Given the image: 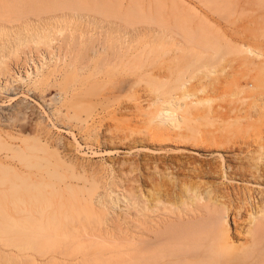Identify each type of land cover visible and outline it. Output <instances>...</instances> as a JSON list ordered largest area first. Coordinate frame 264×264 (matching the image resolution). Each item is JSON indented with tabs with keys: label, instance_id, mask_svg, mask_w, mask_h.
Masks as SVG:
<instances>
[{
	"label": "rangeland",
	"instance_id": "obj_1",
	"mask_svg": "<svg viewBox=\"0 0 264 264\" xmlns=\"http://www.w3.org/2000/svg\"><path fill=\"white\" fill-rule=\"evenodd\" d=\"M95 1L84 0L87 4L91 2L90 6L93 8L98 6V1L97 4ZM162 1L166 4L171 0ZM179 1L193 7L202 16V20L211 26V30L217 36L216 41L224 43L226 39L228 40L226 46L231 56L225 55L222 60H218L219 66L222 64L220 68L227 67L222 73L215 75L216 80L212 84H206L203 96L198 93L196 85L197 76L194 69L196 65L189 64L187 70L176 74L177 65L184 67V64L188 63L186 59L181 64L173 61L176 52L169 50L172 45L163 39L154 38L146 31L135 30L125 39L133 48L143 50V56L140 58L147 61L146 69L149 71L147 79L150 74L159 79L137 81L140 72L133 73L129 71V67L126 71L125 61L123 64L126 66L121 67L120 62V68L117 65L116 68H106L107 70H103L105 72H100L99 68L103 63L101 61L100 64L98 61L103 59V55L101 59L98 56L99 58L90 60L92 68L95 67V71L96 68L99 70L97 73L92 69L89 74L85 73L87 77H83L79 72L73 75L70 68L66 66V69L64 68L61 60L63 63L70 61L69 56H72L77 65L85 62L82 58L91 47V43H87L88 48L82 43L78 47L75 45L80 41L84 42L86 38H99L100 41H106L105 47L111 48L115 42L113 40L119 37L118 33L109 32L114 25L105 21L117 23L118 19L104 18L101 23L98 21L100 15L88 12L89 14H82V18L70 19L68 24L54 22L57 18L49 20L42 18L40 21L37 20L35 25L29 24L28 29L27 25H24L26 20L23 17L21 20L14 18L17 11L13 8L15 4L8 0H0V27L7 31V34L4 32L2 39L0 38V45H4V50L0 47V55L4 56V59H1L7 69L1 65L3 73L0 74V134L12 139L37 136L48 146L49 151L55 150L73 171L85 174L92 181L97 180L102 199L109 207L113 206L111 201L117 200L118 190L120 192V188L124 187L131 194L137 191L139 196L141 189L143 195L147 192L169 193L178 206L179 201L185 199L183 194H191L203 180L223 190V185L226 187V184H229L222 179L218 169L223 160L225 164L237 169L238 175H248V170L257 167L264 171V88H259V93L263 89L259 98H252L249 93L250 83L255 84L253 78L264 80V0H211V3L221 10L224 9V14L208 10L199 0ZM52 13L57 12L50 14ZM119 25L120 28H124L122 24ZM181 31L178 32L183 34L182 28ZM33 32L35 34L50 32L49 38L44 37L42 40L47 38L46 42L50 39L51 43L50 40L48 44L45 41V43L41 41L43 44L29 41L16 43L13 40L22 36L32 38ZM62 42H67L68 47H73L68 48L66 45L63 49L59 48ZM14 43L16 44L13 45ZM64 48L67 54L63 51ZM17 49L20 51L16 52ZM55 63L57 66L61 63L62 67L60 65L59 67L65 70L59 68L60 70L50 74L44 83L33 82L46 68L54 66ZM90 67L87 66L91 69ZM173 67V77L177 75L179 78L168 83L165 78H172L168 72ZM91 72L95 74L91 75ZM99 72L104 73V76L109 75L104 78ZM182 81H185L187 91L196 97L179 99L180 102L188 106L200 97L209 98L210 102L204 105L192 103L186 115V122L181 123L180 128L168 127L171 122L158 113L163 109L162 101L172 96L183 97L179 85ZM203 81L207 82V79L204 78ZM54 96H60L61 99L55 106ZM201 108H205V115L202 118ZM182 114L180 110L177 113L179 116ZM63 115H70V118ZM207 134L221 141L212 145L205 143L201 138ZM224 137L225 142L222 141ZM127 148H131L132 152L127 154L128 156L120 153ZM220 156L223 158L221 161ZM200 162L211 165L214 170L218 169L217 173L206 174L213 175V178L200 180L195 177ZM154 177L157 182L154 181L159 183V186L156 184V188L153 185ZM195 180H199V183L197 184ZM118 185L120 187H117ZM138 186L141 188L138 189ZM110 193L114 196L112 197ZM143 195L139 198L143 199ZM226 221L232 226L230 214ZM7 238L8 235L0 236V264H114L112 247L100 240L96 242L98 248L89 250L90 252L85 255L76 251L77 240L65 239L55 243L54 247L47 245L45 250H40L39 247H35L36 245L34 249L31 245L23 248L20 242L9 243Z\"/></svg>",
	"mask_w": 264,
	"mask_h": 264
},
{
	"label": "bare ground",
	"instance_id": "obj_2",
	"mask_svg": "<svg viewBox=\"0 0 264 264\" xmlns=\"http://www.w3.org/2000/svg\"><path fill=\"white\" fill-rule=\"evenodd\" d=\"M8 1L15 4L13 8H16L15 10L17 11L14 18L21 20L20 18L23 17L26 20L24 25H27V27L29 24L35 25L37 20L40 21L42 18L48 20L57 18L52 21L56 23L58 21L60 23L67 22L68 24L70 19L75 17L82 18L88 12L100 15L101 17L98 18V21L101 23L104 18L105 20L111 17H114L115 20L116 18L119 19L114 5L105 0H100V4L98 1V6L95 5L97 6L96 8L90 6L92 5L91 2L88 5L84 0ZM96 1L95 3L97 4ZM92 2L94 3V1ZM51 12L57 13L50 14ZM217 13L223 12L218 11ZM33 16L35 18H32ZM123 21L126 20L124 19ZM105 22L114 25L109 32L118 33L119 39L116 36L117 40L113 41L119 43L116 45L112 44L111 49L107 46L105 47L104 43L106 41H100L99 38H86L84 42L79 40L80 43L78 42L75 45L77 47L83 44L88 48L87 43H91V47L83 55V61H89L88 63H90L91 59L94 60L98 56L101 59L103 55V59L98 61L100 64L101 61L103 63L99 68L100 72H105L103 70L106 68H116L117 65L120 68V62L123 64L125 61L124 63L127 66L120 64L121 67H127H124L125 70L129 67V71L131 70L133 73L140 72L137 81L159 79V77L151 74L147 79L149 71L146 69L147 61L141 59L143 56L142 51L135 50L125 39L131 32L127 29V31L123 30L125 28H120L119 24L121 23L119 22L116 23L109 20ZM181 28L183 34H181ZM181 28L176 31V37L179 38L180 34L181 36L180 40L177 41V52L173 61L181 64L186 59V63H188L184 64L186 67L179 65L176 67L175 65L177 68L176 74L187 70L189 67L187 65L195 64L196 85H198V93L202 95L206 84H212L216 80L215 75L222 73L224 68L227 67L223 66L220 68L222 64L219 66V61L225 55L230 54L229 48L226 46L228 40L226 39L224 43H220V41L213 40L201 32H188L185 25ZM3 30L6 29L0 27L1 39L5 32ZM57 31L61 32V30ZM178 31H181V33ZM5 33L7 34V31ZM9 33L10 31L8 36ZM33 33H31L33 35L32 38L28 39L22 36L13 40L16 43L29 41L38 44L43 41L44 37L49 38L50 32H45L46 34ZM106 35H109V33H106ZM47 38L44 40L45 42ZM44 41L43 43H45ZM48 41L46 42L47 44ZM49 42L51 43V40ZM43 43L41 42V44ZM66 45L67 42H62L59 48L63 49ZM3 46L0 45L1 50ZM79 48L81 49V47ZM17 51L20 50L17 49ZM75 53L77 54V52ZM69 57L70 61H64L63 63V60H61L64 68L65 66L70 68L69 70L73 75L79 72L83 77H87L86 74H89L93 69L91 63L87 65L91 66V69H89L85 66L88 63L80 62V65H77L74 58L72 56ZM1 58L4 59V56L0 55V74L3 73L1 65L5 64ZM56 64L46 68L41 76L33 82L44 83L50 74L61 69V63L58 66ZM96 67L98 66L96 65ZM4 69L7 70L6 66ZM65 69L62 68L61 70ZM173 69L174 67L168 72V75L172 78H165L167 82L169 81L168 83H172L179 78L177 75L173 77ZM99 70L96 68L94 72L97 73ZM92 74L95 73L91 72ZM98 74L96 75L97 78H99ZM103 74L100 73V76L104 78L109 75L105 73L106 75L104 76ZM204 78L207 79V82L203 81ZM253 81L255 84L250 83V97L259 98L261 91H263L261 89L259 93V88H264V80L253 78ZM184 84L185 81L179 84L182 98L180 96H172L166 101H162L164 103L163 109L158 114H161L164 119L171 122L168 127L180 128V124L185 123L187 120L186 115L192 103L204 105V103L208 104L210 102L209 98L203 97L192 101L188 106L186 103L180 102L179 99H195L196 97L195 94H190L187 91ZM212 94L214 95V93ZM60 100V96H54V106ZM256 109H254L255 112ZM179 110L182 111V116L177 115ZM204 115L205 108H201L200 118L204 117ZM68 116L66 117L70 118V115ZM201 139L211 145L221 141L208 134ZM224 140H226V137L222 138L223 142H225ZM122 151L120 153L126 156L131 152V148ZM208 154L210 156V153ZM221 160H223L222 156H220ZM223 161L217 168L222 179L228 181L227 183L229 184H226L225 187V184L223 185L221 182V186L223 185L224 187L223 190L220 188L221 191L203 180L207 177L213 178V175L206 174H213L218 169L214 170L211 165L200 162L197 169L194 168L197 170L195 177L203 180V182L199 183V180H195L199 185L195 184L197 188H194L191 194H183L185 199L179 201V206L169 193L150 194L151 192H147L146 195H143V190L141 189L142 191L139 190V196L137 191L135 194H131L124 187L125 189L120 188V192L118 190L117 200L111 201L110 198L108 199L113 203H111L113 206L109 207L102 199L97 180L92 181L85 174L73 171L70 165L66 164L55 150L49 151L48 146L41 142L37 136L12 139L0 134V236L8 235L7 242H20L23 248L31 245L34 249L39 247L40 250H45L47 245L54 247L55 243L62 242L65 239L77 240L76 251L83 252L85 255L93 249H97L96 242L100 240L112 247L114 264H264V171L257 167L248 170V175H238L237 169L225 164ZM155 181L153 185L156 188L159 183ZM185 183L187 184V182ZM117 187H120V185ZM139 188L141 187L138 186ZM142 195L143 199H140L139 197H142ZM111 196L113 197L114 195L111 194ZM177 198L180 197L177 196ZM118 203L123 205H118ZM135 203L137 205H134ZM228 214L232 218V226L226 221ZM80 241L83 243H80Z\"/></svg>",
	"mask_w": 264,
	"mask_h": 264
},
{
	"label": "crops",
	"instance_id": "obj_3",
	"mask_svg": "<svg viewBox=\"0 0 264 264\" xmlns=\"http://www.w3.org/2000/svg\"><path fill=\"white\" fill-rule=\"evenodd\" d=\"M105 1L110 2L116 8V14L119 18L117 21L123 25L122 27L130 32L135 30L150 32L154 38L163 39L166 43L172 45V47H169L172 52H177L178 46V38L174 32L184 25L188 32L198 31L216 40L217 36L211 30V26L202 20V16L193 7L184 4L183 1L171 0L166 4L162 0ZM199 1L210 11H224V9L221 10L211 3V0ZM124 19L127 20V23L121 22ZM113 44L116 45V42H113ZM135 50L143 51L141 49Z\"/></svg>",
	"mask_w": 264,
	"mask_h": 264
}]
</instances>
